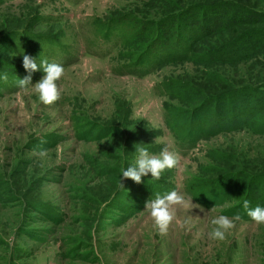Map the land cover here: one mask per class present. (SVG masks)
<instances>
[{
  "label": "rangeland",
  "instance_id": "374dc122",
  "mask_svg": "<svg viewBox=\"0 0 264 264\" xmlns=\"http://www.w3.org/2000/svg\"><path fill=\"white\" fill-rule=\"evenodd\" d=\"M220 1L0 0V264H264V225L239 219L224 240L208 237L210 220L231 219L242 202V172L264 173V95L225 100L229 89L253 88L258 76L264 82L261 56L230 63L218 55L248 38L249 28L219 29L184 58L159 64L156 55L148 69H130L163 40L164 20L187 21ZM236 1L264 12V0ZM115 22L126 34L104 36ZM40 38L59 45L41 49ZM24 55L36 60L35 72L24 69ZM42 60L64 68L52 104L32 87L44 75ZM29 75L21 89L18 80ZM211 98L236 119L244 104L258 113L247 127L202 134L210 115L198 114L211 113ZM191 122L199 138L188 146ZM165 146L178 164L159 180L120 177L137 147L159 155ZM197 183L236 191L204 208L191 194ZM255 186L264 199V181ZM172 190L192 201L176 206L161 234L145 205Z\"/></svg>",
  "mask_w": 264,
  "mask_h": 264
},
{
  "label": "trees",
  "instance_id": "16d2710c",
  "mask_svg": "<svg viewBox=\"0 0 264 264\" xmlns=\"http://www.w3.org/2000/svg\"><path fill=\"white\" fill-rule=\"evenodd\" d=\"M252 8L253 7H250V5L243 4L242 1L238 2L236 0H232V2H230L222 0L220 2L214 3L212 8L206 9L205 11L203 10V8H201L200 10L202 14L200 16L191 17L187 19V21L181 20L180 22L178 19L172 21L171 19L164 20V24L167 25L165 26L164 34H162L163 40L157 42L153 47H150L148 51L143 53L138 58V62L134 63V65H132L130 69L132 71H136L137 67L148 69L153 64L152 59L156 55H158L159 57V64L172 62L178 57L184 58L188 54L191 46L198 44V42L202 41L204 37L211 36L219 29H225L235 25L245 26L249 28V31L246 32L248 38L243 39L236 45H232L230 47H227L226 49H221L220 52H218L221 60L230 63H244L256 59V56L260 54L261 59L259 60L258 58V61L260 64L264 65V56L262 55L264 53L258 52L262 48H264V12L261 10H254ZM122 24L124 23H113L111 26L116 25V27L112 28L104 36H109V33L111 31L116 30H119L125 35V30L123 27H121ZM182 28H184V30L186 31L187 38L184 37L183 39L187 41L186 44L180 38V32ZM18 34L22 33H16L14 34L15 36L12 35V41L14 37L19 36ZM9 38L10 37H8V39ZM12 41H10V43ZM34 42L36 43L37 47L39 45L41 49L42 45H59L55 40L44 38L36 39L34 40ZM135 64L137 66H135ZM125 67H128V65ZM257 80L259 82L256 83V81L254 80V84L256 85H254L253 88L243 87L242 90L240 89L235 93H230L232 90L229 89V91H227V97H225V100H230L237 104L240 101H246V99L251 98V96H263L264 82L260 81L259 76L257 77ZM218 98H211L206 100V102L208 101L209 103H211V105H213ZM221 107L222 106H218L215 103L212 111L210 109L211 113L209 111L207 113L201 112L204 111L205 107L201 111H199L201 113L198 112V116L202 113L210 115L207 118L205 117L204 121L206 125L203 128L204 131H202V134L212 135L218 132H228L236 129L239 130L244 126L247 127L250 124L251 120L255 117V114L257 115L258 113L256 110V106L252 109H248L244 104V109L241 113H239L240 116L238 113L236 114L240 118L236 119L235 117L227 115V112L219 113V109ZM246 109L248 111L245 112ZM206 110H208V108ZM241 117H243V119H241ZM193 123L191 122V129L186 132V136L182 139V143H186L188 146L190 145L189 142L194 143L197 141V138H199L193 134V132H196V130H194V128L192 127V125H194ZM262 128H264V121H262L261 123V129ZM242 174L245 175V177L242 176L244 178L242 180H245V184L247 183V189L245 190L246 194L243 196L242 202L244 200H247L249 202L250 208H254L257 205L264 206V199H260L261 187L255 186V184H257L258 182L264 181V173L258 174L259 176L254 175L252 177L243 172ZM236 175L241 176V172L236 173ZM236 179H240V177ZM199 186L201 185L198 183L197 185H191V194L194 191L197 194L195 195L196 197L199 198L200 196L201 198H203L201 202L194 196L195 202H199L200 204H202L201 207L204 208L213 207L217 199H222L223 201H225L226 199L230 198L231 191H234L236 188L231 184L230 189H225V184H221L219 186H207L204 187V190L201 188L199 190L197 188ZM242 202L239 203V205L233 210V214H239L240 219L242 220L252 221L251 218L248 217L247 211L243 208Z\"/></svg>",
  "mask_w": 264,
  "mask_h": 264
},
{
  "label": "clouds",
  "instance_id": "9594fccd",
  "mask_svg": "<svg viewBox=\"0 0 264 264\" xmlns=\"http://www.w3.org/2000/svg\"><path fill=\"white\" fill-rule=\"evenodd\" d=\"M23 67L27 72L31 73L37 70L38 64L35 59L24 55ZM39 67L42 69L44 75L32 87L38 93V98L41 102L52 104L61 96L57 81L63 76L64 68L59 64L48 63L44 60L40 62ZM30 80V75L24 79H19V87L26 89L30 86ZM135 152L136 159L134 163H129L127 167L122 168L120 177L130 179L137 184L141 183L142 178L149 174L151 178L159 180L166 169H173L178 164L177 154L169 151L167 146L162 148L159 155L150 154L145 147H137ZM45 155V151L40 152L41 157ZM191 201L186 200L183 195L172 190L163 195L157 194L154 199H150L146 203L145 207L150 209V215L154 220L155 227L161 234H164L176 218V206H185L191 203ZM242 204L252 221L264 225V206L257 205L254 208H250L247 200H244ZM239 219V214L233 215L231 219L226 215L215 216L210 220L211 225L215 227L208 233L209 239L224 240L226 233L235 226V221Z\"/></svg>",
  "mask_w": 264,
  "mask_h": 264
}]
</instances>
